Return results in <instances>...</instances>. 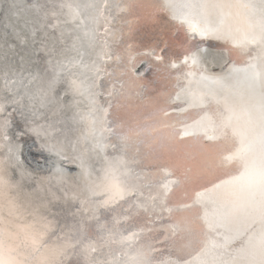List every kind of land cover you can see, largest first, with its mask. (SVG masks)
I'll use <instances>...</instances> for the list:
<instances>
[{
    "label": "snow or ice",
    "instance_id": "1",
    "mask_svg": "<svg viewBox=\"0 0 264 264\" xmlns=\"http://www.w3.org/2000/svg\"><path fill=\"white\" fill-rule=\"evenodd\" d=\"M108 5L88 0L86 27L68 0L64 21L12 0L0 37V264H264V0H116L119 28ZM162 13L172 27L145 33ZM69 22L83 29L70 44L63 29L44 31ZM149 92L164 99L148 117L158 126L132 127L140 122L123 119L119 101ZM162 128L175 129L163 146L174 158L159 184L157 172L108 155ZM234 165L237 174L201 182Z\"/></svg>",
    "mask_w": 264,
    "mask_h": 264
},
{
    "label": "bare ground",
    "instance_id": "2",
    "mask_svg": "<svg viewBox=\"0 0 264 264\" xmlns=\"http://www.w3.org/2000/svg\"><path fill=\"white\" fill-rule=\"evenodd\" d=\"M22 2L24 5L19 6V8L27 9L28 5L33 4L34 2L40 3L44 5L45 9H55L58 13L62 12L63 14L60 16V20L64 21L68 19L67 13H68V8L64 7L63 9L60 8V4L63 2V0H18V5L19 3ZM69 3L73 4V7H75L77 4L80 6V11H81V16L80 19L85 20V26L86 27H92L91 20L88 19V17L92 16L95 14V10L91 8H84V5L88 2V0H68ZM12 0H0V22L4 21L8 14V10L11 7ZM102 6V5H98ZM34 10H29L26 14L27 15H32ZM111 12V15L115 17L113 20V25L116 28H119L121 26L120 21L126 16L125 13H118L116 10V0H109V5L108 8L105 9V14L107 15ZM161 16L164 17L163 20H161V23L159 25H146L144 27V32L145 33H152L153 30L159 31L161 27H164L166 29H170L172 26L170 24L165 23L167 20L166 14H161ZM49 22H54L52 18H49ZM79 23V21H77ZM101 24H103V20L101 19ZM63 29L65 31L66 37H67V43H71L72 39L75 38V36L80 35L83 37V29H77L76 25L69 22V23H61L60 27L57 29H52V28H46L44 31H47L49 33V36H59L60 30ZM2 30V27L0 28V31ZM101 31H103L101 27ZM40 35H43V32L38 34V38ZM199 39V38H197ZM9 41L11 39L9 38ZM144 42L148 43L149 40L147 37L144 38ZM209 45H212L214 49H218L223 47V42L222 41H216L213 39H209L204 43L205 47H208ZM6 47V45H5ZM233 59H235L238 63L239 66L243 67V59L244 57L240 56H234ZM211 68L212 73H219L220 68L218 65H209ZM111 82H106V84L110 85ZM174 84V82H173ZM172 85H169L168 88L170 89ZM155 93L149 92L143 99L140 98H133L131 101L127 100H120L119 102L123 105V107L119 111V115L125 119L128 120L129 117H134L135 120H138L140 123L136 124L134 122L131 123L132 127L135 128H151V127H156L158 126V121L157 120H148L149 116L154 115L155 110L151 107L152 103H158L161 106L164 105V99L161 98L159 101H149L148 96H154ZM107 99L106 94L101 95L99 97V100L101 104L104 103V101ZM118 101L114 100L113 105L115 106ZM131 105L129 108L128 105ZM106 106V105H105ZM81 108H83L85 111L87 110L86 108V103L81 105ZM116 114V109L113 107L111 110V114L109 116V119L112 120L113 116ZM196 116L195 111H190L187 113V115L184 116H177L173 117L172 119H180V120H190ZM129 129L126 126L123 131L127 132ZM175 129L171 128H162L160 131H157L155 133H150V134H143L139 138H134V141L129 143L128 149L121 153L119 151L114 152L111 148H109L108 155H123L124 159L128 162V166L134 171V172H140L142 169L143 170H151L153 172H157L159 168L167 166L169 160L171 158H174V153H168L163 151V146L166 141V137L169 136V134H174ZM110 140L115 142V136L109 137ZM159 139L161 141L160 144H155L151 147H147V145L151 144L153 140ZM22 143L24 141H21ZM186 144H192L195 146L194 150H198V142L193 140V141H186ZM214 148L218 150L223 149V145H214ZM139 149V151H137ZM71 166V167H66V166ZM74 169H73V167ZM95 166L98 168L99 162H96ZM66 171L68 173H76L79 171V169L76 167L75 164L72 163H65L64 165ZM76 169V170H75ZM226 174H237V168L236 166H232L231 168L227 169H214L213 174L209 175L207 177H202L201 182H205L206 180H212L215 179L216 177H223ZM13 178H18V175L14 173ZM166 177L163 175L162 172H157L155 176L152 177L153 180V186L156 184H159L162 182ZM178 196V191L174 192L170 195L169 200L175 201ZM73 211L75 208L72 209ZM166 215V214H165ZM70 219V218H69ZM123 227H127L128 225H122ZM127 234V233H125ZM149 241L147 237H144L141 239L140 243L147 244ZM135 247H139V245H135ZM113 250L116 253H119L122 248L119 244L113 245ZM157 255H160L159 253ZM163 255H167V253H163Z\"/></svg>",
    "mask_w": 264,
    "mask_h": 264
},
{
    "label": "water",
    "instance_id": "3",
    "mask_svg": "<svg viewBox=\"0 0 264 264\" xmlns=\"http://www.w3.org/2000/svg\"><path fill=\"white\" fill-rule=\"evenodd\" d=\"M21 5H24L22 2H20L19 3V5H18V7L19 6H21ZM0 12H1V8H0ZM8 22V20H7V16H6V18L4 19V21H1L0 22V28L2 27V30L0 31V37H2L3 36V33L4 32H6V31H9V30H7V29H5V27H4V25L6 24ZM10 38V37H9ZM26 139V141H27V144H32V140L31 139H27V138H25ZM33 154H34V150H33ZM32 161V155H30V154H27L26 153V162H31ZM66 167H71L70 165L69 166H66ZM73 167V166H72ZM75 167V166H74ZM74 167H73V169H74ZM76 170V169H75Z\"/></svg>",
    "mask_w": 264,
    "mask_h": 264
}]
</instances>
